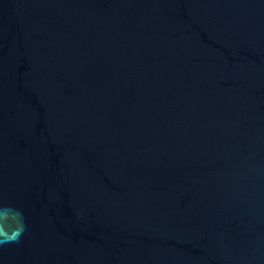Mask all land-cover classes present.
<instances>
[{
  "label": "water",
  "instance_id": "95a60500",
  "mask_svg": "<svg viewBox=\"0 0 264 264\" xmlns=\"http://www.w3.org/2000/svg\"><path fill=\"white\" fill-rule=\"evenodd\" d=\"M0 264H264V0H0Z\"/></svg>",
  "mask_w": 264,
  "mask_h": 264
},
{
  "label": "clouds",
  "instance_id": "9594fccd",
  "mask_svg": "<svg viewBox=\"0 0 264 264\" xmlns=\"http://www.w3.org/2000/svg\"><path fill=\"white\" fill-rule=\"evenodd\" d=\"M18 215H19V226H18V228L15 230L14 234L11 236L7 235L4 232H0V244L19 239V237L26 230V224L24 223V220H23V212L19 211Z\"/></svg>",
  "mask_w": 264,
  "mask_h": 264
}]
</instances>
